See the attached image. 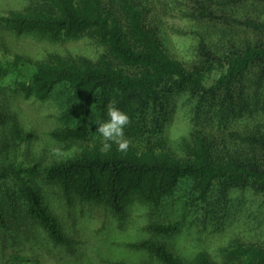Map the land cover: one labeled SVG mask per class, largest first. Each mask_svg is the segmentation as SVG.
<instances>
[{
  "label": "trees",
  "instance_id": "16d2710c",
  "mask_svg": "<svg viewBox=\"0 0 264 264\" xmlns=\"http://www.w3.org/2000/svg\"><path fill=\"white\" fill-rule=\"evenodd\" d=\"M26 1L25 8L0 15L4 56L7 34L49 42L87 36L105 53L95 62L50 56L31 67L16 54L0 62V80H11L0 88V264H41L35 254L6 256L11 240L29 249L70 242L43 203L40 177L58 186L65 199L103 205L118 218L133 198L163 208L186 182L189 204L207 203L217 185L221 193L240 188L264 197V0H178L185 22L202 29L182 33L190 43L182 54L167 47L160 22L146 24L158 12L157 0H140L141 9L132 0ZM233 8L238 12L232 14ZM56 88L73 105L50 133L54 141L86 142L94 110L102 113L113 94L114 105L125 106L130 117L128 150L113 144L102 152L96 142L67 158L31 164V133L22 129L11 104L19 97L45 102ZM175 107L193 131L181 142V158L163 150ZM180 224L149 225V238L133 248L144 250L154 264H213L204 253L185 262L162 242ZM225 257L264 264V249L236 244Z\"/></svg>",
  "mask_w": 264,
  "mask_h": 264
},
{
  "label": "rangeland",
  "instance_id": "374dc122",
  "mask_svg": "<svg viewBox=\"0 0 264 264\" xmlns=\"http://www.w3.org/2000/svg\"><path fill=\"white\" fill-rule=\"evenodd\" d=\"M177 1L157 0L158 12L153 14L154 18L149 15L146 24L151 21L160 22L168 36L167 47L172 53L182 54V50L190 44L182 38V33L192 30L202 32V29L194 28L185 22L183 8L178 7ZM132 2L139 9L142 8L140 0ZM27 4L26 0H0V15L21 10ZM237 12V9L233 8L231 13ZM218 29L221 31L220 27ZM4 39L9 55L4 56L0 52V62L4 59L11 60L13 54H16L31 62V67L35 63L49 60L50 56H58L72 62L81 59L95 62L105 53L102 45L87 36L58 42L30 36L14 37L11 34H7ZM10 81L0 80V88ZM62 90L63 88L54 89L51 98L45 102L19 97L11 104V110L17 116L22 129L31 133L28 157L31 164L36 160L46 163L67 158L82 146H91L96 142L101 144L94 134L97 125L93 122L107 118V109L115 102L114 95H108L102 113L98 108L94 110L90 138L86 142L66 144L58 143L50 136V133L62 124L60 116L73 105L68 93ZM119 108L127 112L125 106ZM184 113L178 107L173 109V119L166 129L167 140L163 147L164 151L177 158L183 156L180 150L181 142L190 140L193 132L189 129L192 124ZM128 127L129 125L125 128V135L128 134ZM142 146L143 144H134V147ZM151 146L158 150L154 143ZM218 154L222 156L223 153ZM38 184L44 205L57 218L70 242L63 247H53L43 242L40 247L31 246L29 249L25 244H11V240L4 251L6 256L35 254L41 264H154L144 250L133 248V245L149 238L146 231L149 225L174 221L181 223L178 233L161 240L175 255L188 263H192L198 254L204 253L213 264H240L238 259L225 257L226 251L232 246L242 244L264 249V197L252 193L250 189L235 188L221 193V186L217 185L212 189L207 203L189 204L188 199L192 196L190 184L186 182L163 208L152 209L133 198L127 204L122 218H118L103 205H94L76 198L65 199L58 186L45 183L41 177Z\"/></svg>",
  "mask_w": 264,
  "mask_h": 264
},
{
  "label": "clouds",
  "instance_id": "9594fccd",
  "mask_svg": "<svg viewBox=\"0 0 264 264\" xmlns=\"http://www.w3.org/2000/svg\"><path fill=\"white\" fill-rule=\"evenodd\" d=\"M93 123L97 125L94 134L101 141L100 150L102 152L111 150L113 144L119 151L126 152L128 150L130 140L125 135V128L130 123V117L126 112L115 105H110L107 109V118Z\"/></svg>",
  "mask_w": 264,
  "mask_h": 264
}]
</instances>
